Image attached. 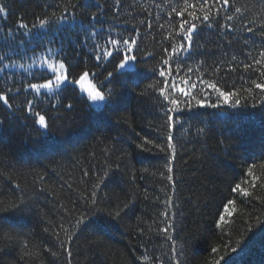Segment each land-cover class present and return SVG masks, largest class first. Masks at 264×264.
Returning a JSON list of instances; mask_svg holds the SVG:
<instances>
[{"label":"trees","instance_id":"obj_1","mask_svg":"<svg viewBox=\"0 0 264 264\" xmlns=\"http://www.w3.org/2000/svg\"><path fill=\"white\" fill-rule=\"evenodd\" d=\"M69 2L82 3L83 0ZM195 2L197 0H189V3ZM0 3L7 4L9 10L6 17L0 15V29L6 34L8 29L16 31L21 18L32 23L42 14L43 6L61 3V0H0ZM89 3L93 5L89 14L96 11V3L105 7L106 14H101L98 28L108 29L110 26L114 33L119 30L123 38L131 36L137 40L135 55L140 63L130 66L120 78L116 85L118 94L113 98L111 108L103 111L90 109V101L74 83L62 93L63 103L74 105L72 110L65 107L56 112L49 105L57 101L44 97H40L35 105L42 114L47 113L46 119L52 125L49 131L40 130L43 134H38L36 129L39 126L33 125L32 117L15 128L0 130V151L3 152L0 156V207L11 204L20 195L19 192L14 194L17 185L24 188L28 194L26 198L34 202L31 213H5L11 216L10 223L14 227L6 229L11 232L12 239L5 240L0 234V264H67L66 253L59 248L55 235L50 233L54 227L60 238H65L59 223L65 209L78 207L73 201L82 194L85 179L82 171L89 169L90 180L94 181L102 174L97 166H104L103 150L113 146L124 149V152L112 156L113 161H121V166L117 169L113 164L115 174L101 195L106 193L112 197L110 203L113 206L126 197H133L135 211L129 214L130 218L124 217L123 220H111L106 216L97 219L93 225L95 232L90 230L73 241L71 264H139L136 258L142 253L146 257L145 264H175L169 247L173 242L166 241L159 232L165 211L176 213L173 235L179 233L184 237L191 234L187 245H182L179 239L175 242L184 264H210L220 255L225 257L221 264H233L236 258V253L231 251L233 247L242 249L241 264H264V110L259 106V90L253 84V81L264 82V76L260 75L264 67L255 65L256 71H245L243 63L249 61L244 59L243 51L247 50V45L243 40L224 36L219 29L198 28L200 35L194 38L195 61L188 63L193 68L199 65L200 75L205 78L217 80L221 87L236 91L242 99L248 98L249 105L256 97L258 107L234 110L227 105L220 109L194 105L189 110L181 105L184 110L174 114L175 124L171 131L176 152L172 160L166 144L170 133L161 118L157 101L161 78L153 76L152 69L160 68L163 50L166 47L170 50L171 45L180 40L176 32L181 18L170 13V6L183 7L184 0H121L118 15L113 7L116 0H89ZM261 3L262 0H235V5L244 11L243 22L257 32L253 37L256 41L253 56L257 55L262 38L259 29L264 24V8ZM235 23L238 30L242 28L239 22ZM77 24H80L79 18ZM242 34L252 35L237 31L236 36ZM70 35L73 34L68 31H49L46 38L36 37L32 43H28V37L19 38L26 41V49L35 48L38 55L48 47L63 45L70 79L78 80L83 71L90 69L86 80L92 89L98 88L103 76L96 79L91 73H101L103 66L95 67L91 46H82L84 34L79 28L74 38L69 39ZM49 39L52 45L48 43ZM105 39L102 33L97 43L104 47ZM248 44L251 45L252 41ZM6 47L8 45L0 34V53ZM11 48L16 49V45L12 44ZM234 54L236 62L231 61ZM22 55L19 49L15 55L8 51V56L17 64L23 62L27 67L31 61L27 57L21 61L19 57ZM28 56H32L31 51ZM233 63L236 70L229 71ZM216 65H219L218 72L209 71ZM31 71L35 79L27 76L23 69L10 70L18 81L24 77L29 81L44 82L50 76L38 68ZM3 75L0 73V77ZM173 79L177 84L175 94L179 95V87L184 86L182 75ZM195 79L196 74H193L192 80ZM150 84L155 86V92L148 87ZM4 87V81L0 79V90ZM220 111L227 113L226 117L218 119L214 115ZM56 116L61 119L53 123L50 118ZM117 116H130L131 128L125 131L128 126L117 124ZM200 128L204 129L202 134H198ZM101 131L107 137L103 145L97 143ZM136 132L140 133L136 143L147 138L158 147L149 144L150 151L137 149L136 143L129 139ZM123 162L128 163L127 168L123 167ZM169 167L173 168L172 173H168ZM248 167L253 170L252 177L243 175ZM168 175L174 179L168 180ZM249 180L253 181L251 186ZM234 182L241 183L249 196L230 192ZM169 198L174 206L166 208L165 202ZM228 199L233 203L228 204V211L224 212L222 205ZM218 213L224 216L223 221L219 220ZM45 220L53 226L49 232L44 231ZM106 223L113 227L101 236L99 226ZM137 224L140 227H136ZM142 230L144 235L140 236ZM212 247L218 252L213 253ZM49 248L57 251V257L51 256L47 251Z\"/></svg>","mask_w":264,"mask_h":264},{"label":"snow or ice","instance_id":"obj_2","mask_svg":"<svg viewBox=\"0 0 264 264\" xmlns=\"http://www.w3.org/2000/svg\"><path fill=\"white\" fill-rule=\"evenodd\" d=\"M93 7L89 3V0H83L82 3L69 2V0H61V3L55 5L43 6V12L41 15L36 16L32 23L26 22L21 18L16 24V31L8 29L6 34L3 29H0L3 40L6 42L8 47L5 48L3 53H0V73H3V79L5 87L0 90V130L4 128H15L19 123L25 122L29 117H32L33 125H38L36 129L37 133L42 135L44 131H49L52 125L46 119L47 113L42 114L40 110H37L35 105L39 102L40 97H44L46 100H55L57 103H51L50 109L59 112L61 108L72 110L74 105L72 103H63V91L74 83H80L87 78L91 70L83 71V74L79 76L78 80L70 79L71 73L66 67V56L63 52V45L60 47H48L42 54H37L35 48L26 49V41L19 37H28V43H32L36 37L46 38L49 31H68L73 35L69 36V39L74 38L76 29L84 34L83 40L81 41L82 46H91V54L93 55L96 64L95 67L101 68V73H91V75L100 80L98 88H93L88 92L87 101H90L89 108L96 111H103L104 109L112 107L113 98L118 94L116 85L120 83V78L124 76L125 72L130 66H135L140 63L137 56L135 55L137 40L131 36L123 38L119 30L115 33L109 26L108 29H104L103 26L97 27V24L102 19L101 14H106L105 7L99 3L95 4L96 11L89 14V10ZM115 14L118 15L122 4L121 0H116ZM159 7V5H157ZM261 7L264 8V0H262ZM52 11L49 12L48 9ZM8 7L5 3H0V15H8ZM236 15H233L232 13ZM170 13H174L176 17H180L178 25V32L176 35L180 37V40L171 45L169 50L167 47L163 50L164 55L160 60V68L152 69L153 76L161 78L160 83L162 87H159L157 101L161 110V118L165 121V126L169 130V135L166 137L167 148L171 150V158L175 159V147L174 138L171 135V131L174 127L175 120L174 114L182 112L184 109L181 105H184L186 109H192L195 105L198 108H209V109H220L222 105H227L231 109L238 110L241 108H257V98L253 97L249 105L248 98H243L236 91H229L221 87L219 82L214 79L205 78V75H200L201 67L198 65L193 68L189 61H195L196 48L194 47V38H198L200 33L198 28L214 30L219 29L221 34L224 36H231L234 40H243L247 45V50L243 51L244 59L249 61L243 63L245 71L252 69L256 71L255 65H261L264 67V24L260 26L259 32L261 39L259 41V50L256 56L252 55L253 48L256 47V41L253 39L257 35L256 30L243 22L244 11L241 7L235 5V0H197L195 3H189V0H184L183 7L170 6ZM221 13L223 15H221ZM78 18L80 24H77ZM232 22V23H225ZM239 22L242 25L241 29H237ZM64 25L65 28L60 26ZM135 31V29H133ZM237 31L246 32L252 34L236 36ZM104 34L106 39L104 40V47H101L97 40L101 34ZM252 41L249 45L248 42ZM50 45L53 42L49 39ZM15 44L16 49L11 48V45ZM231 44V41H230ZM198 47V46H197ZM19 49L23 52L20 56V60L23 61L27 57L31 62L25 67L23 62L17 64L13 57L8 56V51H13L14 55L16 50ZM28 51L32 52V56H28ZM58 57H61L58 59ZM236 55L231 57L232 62H236ZM5 61H8L7 63ZM201 64L204 62L201 61ZM110 66V67H109ZM175 66V67H174ZM33 67L43 68L44 71L50 72V76L44 80V82H33L22 77L21 80L15 78V74L11 73V69L20 68L23 69L27 76H33L35 74L31 71ZM186 68V71H184ZM229 71H235V64L229 66ZM209 71L218 72L219 65H216L214 69L210 68ZM193 74H196V79L192 80ZM182 75V85L179 87V95H176L177 84L174 77ZM261 76H264V72H260ZM255 89L259 90V106L264 110V82L253 81ZM112 85V87H109ZM123 86V85H121ZM186 86V87H185ZM149 88L155 92L156 88L154 85H149ZM24 99L21 100L20 97ZM31 96L32 98H28ZM183 97V98H181ZM214 97V98H213ZM219 119L226 117L227 113L220 111L214 113ZM53 123L55 120L61 119L56 116L50 118ZM117 124H125L128 128L132 126V118L130 116H117ZM71 126V125H69ZM204 132L203 128L198 129V134ZM101 139H98L97 143L100 145L105 144L107 137L104 132H100ZM140 137V133L136 132L135 136H130L131 142L136 143V138ZM159 139V138H157ZM142 142L136 143V148L143 151H150L148 145L151 144L153 148L158 145L147 138H141ZM224 143V141H220ZM165 151L164 148L160 149ZM118 152H124L123 148L108 147L102 152L105 163L103 168L98 170L102 173L97 175L94 181L90 180V170L84 169L82 176L84 179V187L82 194L78 200L73 201L78 207L75 209H65V215L61 217L59 228L65 233V238L61 239L58 232L54 231V227L49 221L45 220L44 231L49 232L50 227H53V232L56 237V242L59 248L66 253L67 264H71V245L74 240H79L82 235L89 232H95L96 229L93 227L95 221L101 217H109L111 220H123L124 217H129L130 213L135 211V199L133 197H126L122 202H117L113 206L110 201L112 197L108 194H103L104 189L109 187L111 177L115 174L113 171V164L119 169L121 161L117 159L113 161L112 156ZM0 156H3V152L0 151ZM172 162L171 160L169 161ZM123 167L127 168L128 163L123 162ZM168 173L173 172V168L167 169ZM246 175L248 177L253 176V170L251 167L247 168ZM168 180H173L172 175H168ZM43 180V177L41 178ZM249 185L253 184V181H248ZM43 191V189H42ZM19 192L20 195L16 196L15 201L11 204L0 207V234H2L5 240L12 239V234L6 229H12L14 225L10 223L11 216L5 213H11L12 215L31 213L33 210L34 202L28 196L24 188L19 185L14 190ZM230 192L239 193L243 196H249V192L242 188L241 183H235L234 187H230ZM118 200V198H117ZM82 202V203H81ZM233 203L231 199L227 200L226 204H223V211H228V204ZM165 206H174L173 201L169 198L165 202ZM165 219L162 221L163 227L159 229V232L163 234L166 241H172L169 245L171 248V254L175 261V264H184V261L180 258V251L176 248V241L179 239L182 245H187L190 239L189 236L181 237L179 233L173 235L176 230V224L174 222L175 212L169 213L165 211L163 213ZM219 220L223 221L224 216L219 214ZM65 224L68 226L65 227ZM101 236L111 231L113 225L106 223L100 225ZM130 230L131 229V226ZM136 227H140L139 224ZM216 227H220L217 222ZM144 235L142 230L139 234ZM19 242V241H18ZM182 250V249H181ZM242 250V249H241ZM241 250L237 247H233L231 251L236 253V258L233 260V264H241ZM51 256L57 257V251L47 249ZM211 251L217 253L218 249L212 247ZM153 259H155L153 257ZM136 260L139 264H145L146 257L142 253ZM225 257L220 255L217 259H214L210 264H221Z\"/></svg>","mask_w":264,"mask_h":264},{"label":"water","instance_id":"obj_3","mask_svg":"<svg viewBox=\"0 0 264 264\" xmlns=\"http://www.w3.org/2000/svg\"><path fill=\"white\" fill-rule=\"evenodd\" d=\"M76 86L78 87L79 90H81L83 92V94L87 97L88 95V92L91 91V87L90 85L88 84L86 78L81 81L80 83H76ZM91 104V102H90Z\"/></svg>","mask_w":264,"mask_h":264},{"label":"rangeland","instance_id":"obj_4","mask_svg":"<svg viewBox=\"0 0 264 264\" xmlns=\"http://www.w3.org/2000/svg\"><path fill=\"white\" fill-rule=\"evenodd\" d=\"M38 68V70H44L43 68L40 67H33V69ZM50 74V72H48Z\"/></svg>","mask_w":264,"mask_h":264}]
</instances>
